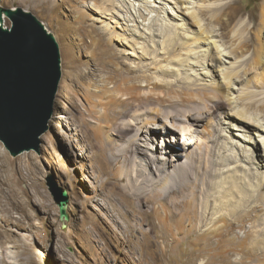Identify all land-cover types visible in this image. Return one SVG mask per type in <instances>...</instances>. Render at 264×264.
I'll return each instance as SVG.
<instances>
[{
	"label": "rangeland",
	"instance_id": "1",
	"mask_svg": "<svg viewBox=\"0 0 264 264\" xmlns=\"http://www.w3.org/2000/svg\"><path fill=\"white\" fill-rule=\"evenodd\" d=\"M59 1L39 6L37 5L39 0H0V7L22 8L40 19L55 35L62 59V80L55 100V110L49 121L48 131L40 137V150L38 152L35 150L26 151L14 157L0 141V264H264V188L262 192H259V189L247 190L246 198H242V194L238 192L237 194L241 196V198L239 196L240 202L235 201L232 196L228 202L227 199L225 200L227 188L218 185L216 181L211 183L205 181L211 178L209 173L204 171L208 146L213 145L215 160L221 161L224 151L221 150L220 153L219 148L223 142H228L233 143V145H228L229 147L225 151L227 154L233 153L229 160L230 167H236L239 164L244 166L243 172L247 173L248 188H251L250 185L258 187V184L264 186V179L261 176L264 173V167H258L257 163L250 162L251 157L254 156L253 158L259 162L264 155L262 139L255 135L253 130L246 127V123L242 121L234 123V119H227L225 114L230 105L223 103L219 106L218 113L206 115L202 122L194 115L195 117L191 118L192 131L185 135L186 137H183L184 131L181 129L180 131L173 129L172 132V127L175 125L176 127L179 124L187 125V120L183 115L179 116L176 121L167 122L165 127L153 128L157 138L155 137V142L149 144L154 147V150L151 147L149 154L158 155L157 157L170 161L169 168L164 171V178L169 176L174 166H179L180 162H184L187 158L178 159V153L194 152L196 149L194 146L200 145L207 139L205 144H201L205 151H203L204 156L202 154L198 162L202 168L200 172L197 171L200 178L198 191H196L197 189L195 191L186 190L183 193L185 196H182L181 192L175 190L177 195H170L161 202V205L160 202L152 204L151 201L149 203L146 200L139 203L136 197L127 190H123L126 189L125 186L129 188L124 176L122 179L119 178L118 173H123V169H120V164H112L109 153L99 147L100 144L97 141L100 138L94 136V127L99 126L96 120L95 106L100 104L103 98V101H107V106L110 104L108 103L110 99L107 98L112 99L116 94H121L124 91L122 96H117L119 101L129 95L135 100L138 99L136 103L138 105L131 106L130 113L124 119L130 120L132 114H136L138 107H141L138 102L142 100L140 96L146 92L145 95H148L145 101L142 100L140 103H142V108L150 111L152 109V112H149L146 117L150 120L149 126L154 127L152 125V123H156V121L153 122V119L155 120L154 112H157L155 109H158L161 104L159 100H165L170 94L173 96V91L182 89L186 91L190 88L191 85L186 74H193L195 84L197 87H201L205 82L202 72L209 70L215 73L214 68L209 67L208 64L205 67L189 65L191 59L183 61L185 54H182V60L172 62L173 58H177L184 52L186 43L189 44L197 40L196 37L204 32V30L200 31L198 21L187 16V13L185 17L183 16V20L172 18L173 14L177 13L181 16V13L174 6L173 1L169 0H163V2L160 0L159 2L157 0H134L135 3L137 2L136 8L132 7L134 4L129 0V6L133 4L131 6L133 13L126 12L125 6L128 7V5L122 6L123 3H118V7L114 10L115 15L110 12L105 15V11L102 13L104 6L98 13L99 15L96 14L97 9L92 12L88 5L92 6L94 0H89L87 4L83 0H79L77 3L70 0L65 4ZM150 1L153 2L152 5L157 6L156 9L147 8L146 5L150 4ZM194 1L197 2L191 4V7H194L195 10L196 7L199 8V4L209 6L207 13L200 16V19L203 22V28L215 33V40L218 42L217 46L213 45V53L217 54V50H222L229 54L227 59L231 62L237 56L241 68L249 71L242 81L236 83L233 90L235 95L240 92L238 88L255 80L256 85H251L250 88L261 92L260 97L264 100V64L260 57V41L264 39V29L259 22L263 0ZM166 3L168 6L164 10L162 7L164 8ZM73 7L84 10L87 22L79 25L80 27L75 21L78 14L73 12ZM169 7H173V11ZM150 10L155 12L151 13ZM101 13L105 18L100 15ZM228 15H233L229 28L223 25ZM145 16L147 20H145ZM134 17H137L139 23L133 21ZM217 17L219 18L217 19ZM244 19L249 22L248 27L238 36L233 35L237 25ZM107 23L112 25L107 26L108 35L98 29L97 32L91 33L92 28L101 27ZM7 24L10 22L8 21ZM166 24H179L180 27L171 30L166 27ZM136 25L140 27H136ZM150 27L154 28L155 34L148 36ZM125 28L131 30L126 33L123 31ZM170 30L171 32H169ZM227 32L229 33L226 35ZM240 37L243 38L240 39ZM126 38H129L128 43L132 39L136 45L134 46L133 42L124 44V41L122 45V40ZM95 40H99L98 48ZM201 45L204 46V43L199 42L198 46ZM86 46L91 48L85 50ZM95 47L101 55L105 50H113L112 52L115 53L116 59L113 64L109 65V71H102L100 66V68L97 67L98 64L93 59L95 58ZM204 48L205 46L200 49ZM136 50L137 52H135ZM128 53L133 55H128ZM166 64L173 67V70H170V76L168 73L163 75V72H160L162 70L159 67ZM185 66H189L191 71ZM218 79L220 81V78ZM167 81L170 83L166 84ZM198 91V95L202 94V91ZM222 91L226 92V89ZM185 99L186 101L192 100L190 97H185ZM120 103L113 106L117 108ZM170 103L167 110H170L171 107L185 110L187 107L180 105L176 100ZM113 106L112 108L115 109ZM189 106L197 108V104ZM132 107L133 109H131ZM240 108L239 105L238 109H243V107ZM174 109L171 111L174 112ZM189 109L192 107H188L186 110ZM90 112L92 117L89 116ZM245 112L252 116L258 115L257 117L264 122V105L262 109H246ZM109 113L112 115L110 111ZM120 113V115H124L123 111ZM157 123L159 127V124L166 123V121L161 119ZM109 124L110 127L107 126L106 129L103 127L105 134L115 127L114 123ZM203 128H212L213 132L205 133ZM132 133L136 132L132 131ZM208 135L212 136L207 138ZM249 138H253L252 143L245 142V139ZM187 139H190V148L183 145ZM211 140L215 141L214 144L209 142ZM255 142L257 144L259 142V146ZM158 143L170 153L168 154L166 151L163 153L160 149L158 151ZM172 143H179L181 146L175 148L176 155L172 153V148L168 150L169 146H173ZM242 146H246L251 151L244 155ZM238 153L237 158L235 155ZM252 153L253 155H251ZM244 159L246 160L244 161ZM155 169L156 165H153V170ZM212 169L216 171L219 167L215 164ZM194 172L196 171L193 170V167L187 171L191 174ZM191 179L193 178L191 177ZM123 185L125 186L123 187ZM54 186L68 192V221H60L59 205L50 191V187ZM207 187L212 188L209 190ZM253 194H258V196ZM176 196H180L179 198L184 201L185 197L186 201L191 200L194 207H173V210L172 207H169L168 201ZM164 209H171L184 216L186 220H184L183 228L186 231L194 230L195 227L197 229H195L197 232L193 233L195 235L192 234L188 239L184 233H181V238L176 242L171 236L168 237L165 242H168L170 248L166 253L162 248L164 238L161 233L163 229L158 222V218L162 217L163 213L166 215ZM177 210H181V212L178 213ZM155 211L156 213H154ZM145 212L147 214L142 216L141 214ZM235 214L241 215V220L239 217L235 218ZM176 216L169 223L177 225ZM152 226L156 227L155 232L151 231ZM215 229L221 234L220 236L214 235ZM208 230H212L210 233L213 235H209L211 239L202 242L204 247H206V243L209 244H207L206 251L199 256L202 251L199 250L198 257H192L198 234L209 232Z\"/></svg>",
	"mask_w": 264,
	"mask_h": 264
},
{
	"label": "bare ground",
	"instance_id": "2",
	"mask_svg": "<svg viewBox=\"0 0 264 264\" xmlns=\"http://www.w3.org/2000/svg\"><path fill=\"white\" fill-rule=\"evenodd\" d=\"M55 1L56 0H39L37 5H39V6L40 5H45V4L49 5L50 3L54 4ZM57 1H59V0H57ZM68 1H70V0H62L61 2L60 1L59 2L65 4ZM74 1H75L74 3H77L79 0H74ZM88 1L89 0H83V2H86V4L88 3ZM94 1H95L94 4L92 6L88 5V8H90L92 10V12L93 11L95 12V9H97L96 10V14H98L100 12V10L103 9V6H104V9L102 10V13L105 11L104 12L105 15H108L109 12L115 15V11L114 10L118 7V3H123V4H121L122 6L123 5L124 6L128 5V7L125 6L127 8L126 12H130V13L131 12L133 13L132 7L136 8V6H137V2L135 3L134 0H131V3L134 4V5L132 4L133 6L131 5L132 7L129 6V2H130L129 0H94ZM157 1L159 2V0H157ZM161 1L163 2V0H160V2ZM169 1H173L172 3L175 4L174 6L181 13V16H180V14L177 15V13L174 12L175 14H173L172 18L173 17H175L176 19H180L181 18V20H183L184 17H185V14L187 13L186 14L187 16H190L194 20L198 21V23L200 25V31L204 30V32L199 37H196V38H198L197 40L192 41L189 44L184 42V43H186L185 44L186 47H184V52H182L181 55H179L177 58H173L172 62H176L177 60L178 61L182 60V54L183 55L185 54L186 56L183 57V61H187L188 58L191 59V62H190L189 65L198 66V67L203 65L205 67L208 64L209 67L214 68V72L215 73H212V71H209V70H206V72H204V73L201 71L202 72V76H204L203 78H204V81H205L204 83H202L201 87H197V85L195 84L194 79H193V77H194L193 74L192 75H189L190 73L186 74L187 77H188L189 83L191 85L190 88L188 90H186V91H185V89L178 90V91H173L172 92L173 96H171V94H170L169 97H166L165 100H163V99L161 101L159 100V102H161V104H159V108L158 109H155V110H157V112H154L155 120L153 119V122L156 121L155 124L152 123V125H154V127L153 126L151 127V125L149 126V121L150 120L147 119V117H146L149 112H152V109L150 111L149 109L142 108L143 107L142 103H140L142 100L145 101V98L148 95V94L145 95L146 92H144L142 94L143 96H140V97H142L141 98L142 100H139L138 102H139V106H141V107H138L136 114H132V117H131L132 119L130 118V120H124V119L127 117V114L130 113V111H131L130 107L131 106L136 107L138 105V104H136L138 99L135 100L133 97H130V95H129L127 98H125L126 101H125V99H123L122 101L121 100L119 101L118 100L119 97L122 96V93H124L125 91L122 92L121 94L120 93H118V94L115 93L116 97L114 96V97H112V99L111 98H107V99H110V102H108V103H110V104H108L109 106L106 105L107 101H103L104 98L102 99V102L100 104L95 106L96 115H97L96 116V120L99 123V126L96 127V128L94 127V129H95L94 136L96 138H100L97 141L100 144L99 147H100L101 150H103V151L105 150V151H107L109 153L108 155H109V158H110V161L112 162V164H115V165L116 164L117 165L120 164V169H123V173L122 172L118 173L120 175V177L119 176L118 177L120 179H122V176H124V179L127 180L126 185L129 186V188H128L125 185H123V187L125 186V188H126V189H123V190L124 191L127 190L130 194H132V196L136 197V199L139 200V203L143 202L142 200H146L147 202L149 201V203L151 201L152 204L153 203L156 204V202H160V205H161L162 204L161 202L163 200L167 199L170 195L175 194V190H176V192H181L182 196H185L183 193L186 190H194L195 191L197 189L196 191H198V188H199L200 178L198 176L197 171L200 172L202 168H201V165L198 162H199V159H200L201 155L203 154V156H204V152L203 151H205V150H203L204 148L202 149L203 146L201 144H205L204 142L207 141V139H205L204 142L202 141L203 143L200 144L201 146L200 145H195L194 147L196 149H195L194 152H191V151L188 150L189 153H183V154H180L181 152L178 153L177 154L178 159L181 160V158H183V157H187V158L184 160V162H180L179 166H177V167L174 166V168L170 171L169 176H166L164 178V175H165L164 171H165L166 168H169L170 161H167V159L163 160L162 158L157 157L158 155L157 156H152V155L149 154L151 152L150 149L152 147L149 144L151 142H155L154 138L156 137V132L153 129L155 127H157L156 129H158V128L160 129L163 126L165 127V124H167V122L172 121V120L176 121V120H178L179 116L183 115L185 117V119L187 120V125L184 126L183 124H179L177 127L175 125L174 127H172V132H173V129L176 130V131H178V130L180 131V129H181V131L182 130L184 131L183 134H182L183 137H184L185 135L191 133V131H192L191 130V118L194 115H196V118L200 119V121L202 122V121H204V117L206 115H209V114L210 115H214L216 112L218 113L219 106L224 103V104L230 105L228 112L225 114L227 116V119H234L235 120L234 123L240 122V121L246 123V127H248L251 130H253L255 135L260 137L262 139V143L264 144V135H263V133H264V122L260 118L257 117L258 115L255 116L253 114L254 116H252L251 114L245 112L246 109H250V110L251 109H257L258 110V109H262L263 108L264 100L260 97L262 94H261V92H259V91L257 92L255 90H252V88H250L251 85H256V81L255 80L250 81L248 83V85H243L241 88H238L240 90L238 95H235V93L233 92L234 88L236 87V83L242 81L244 79V76H246V74L249 71L246 70V69L244 70V68H241V64L239 65L240 61L237 59V56H236V59L231 62V61H229L227 59L229 54L224 53V51H222V50L218 51L217 50V52H218L217 54L213 53V45L217 46V42H218V41L215 40V33L213 31L211 32V30H208L205 27L203 28L204 25H202L203 22L200 19V16L204 15L205 13H207V9H208L209 6H205L204 4H199V8L196 7V10H195L194 7H191V4L196 3L197 1H194V2H193V0H169ZM151 2L152 1L149 2L150 4L146 5V6H148L147 8L148 9L149 8H151V9L155 8L156 9L157 6H155V4L152 5L153 2L152 3ZM155 3H156V1H155ZM138 5H140V4H138ZM166 6H168L167 3L164 5V8L162 7V9L165 10ZM110 7H112V8H110ZM140 7H141V5H140ZM147 8H146V11H147ZM169 8L172 9V11H173V7H169ZM166 9H167V7H166ZM197 9H198V11H197ZM73 12H77V14H78V17L75 20V21H77L78 27H80L79 25L87 22V19H86V16L84 14V10L83 9L77 8V7H75V8L73 7ZM150 12L153 13L155 11L154 10H150ZM102 13L100 15H102L104 17V14H102ZM142 13L144 14V11ZM148 13H146V14H148ZM211 17L213 18V16H211ZM218 18L219 17H217V19ZM232 19H233V15H228L227 19L224 20L225 23L223 25L226 26L227 28H229ZM145 20H147V17L145 18ZM98 21L99 20H97V23H99ZM110 21H111V19H110ZM133 21L139 23V20L137 19V17H134ZM112 22H114V21H112ZM259 22H260V25L262 26V29H264V0L262 2V5H261V18H260ZM248 23L249 22L246 19L242 20V22L237 25V28L234 30L233 35H237L238 36V34H241L242 31H245V29L248 27ZM75 24H76V22H75ZM107 26L110 27L112 25H111V23H107L104 26H101V27L98 26V27L92 28L91 29V33L97 32V29H98V31H102L103 34L105 33L106 35H108ZM136 27H140V26L136 25ZM148 27H149V25H148ZM166 27H168V29L174 30V28H177V27L179 28L180 25L179 24L178 25L174 24V25H167ZM154 28H155V26H154ZM154 28H152V27L149 28L150 31L148 32L149 33L148 36L150 34H155ZM130 30L131 29H129V28H125L123 31L128 33ZM171 30L169 32H171ZM225 30L226 29L224 28V31ZM147 31H148V29L145 30L146 33H147ZM228 33L229 32H227L225 34L227 35ZM122 34H119V35H122ZM124 35H123V37H124ZM137 36H139V35H137ZM242 38L243 37H240V39H242ZM105 39H106V37H105ZM128 39L129 38L123 39L122 42L121 41L120 42L122 43V45H123V41H124V44L125 43L126 44H131V42H133V45L134 46L136 45L135 44L136 42L134 43V41L132 39L129 40V43H128ZM110 40H111V37H110ZM81 42H83V41H81ZM199 42L204 43V46H205L204 49H200V48H202L204 46H202V45L198 46ZM95 43H96V47L98 48L99 44H100L99 40H95ZM106 43H107V41H106ZM111 43H112V41H111ZM111 43H109V44H111ZM139 44H141V43H139ZM260 45H261L260 57H261L262 62L264 64V39L262 41H260ZM177 46H178V44H177ZM96 47L94 48L95 53L93 51V53L95 54V58H93V59H95V62H97V64H98L97 67L100 66L101 68L100 67L99 68L102 71H109V69H108L109 65L113 64L114 60L116 59L115 58V53L112 52L113 50L112 51L105 50L102 53L103 55H101V54H99L96 51ZM81 48H83V47H81ZM89 48H91V47L90 46H88V47L86 46L85 50H88ZM81 50H84V49H81ZM166 51H168V50H166ZM135 52H137V50ZM129 54L133 55L131 53H128V55ZM230 55H231V53H230ZM142 56H140V57H142ZM223 56H225L226 58H224ZM120 59H121V57H120ZM203 61H205V62H203ZM184 65H185V63H184ZM184 65H182V66H184ZM188 67L185 66L186 69ZM159 69L162 70L160 72H163V75L165 73L166 74L168 73V75H169L171 73V71L173 70V67L171 65H169V64H166L164 66L161 65L159 67ZM175 69H174V71H175ZM188 69H190V68H188ZM205 69H207V68H205ZM179 71H181V70H179ZM190 71H191V69H190ZM192 71H194V70H192ZM195 71H198V70L195 69ZM201 72H200V74H201ZM217 77L220 78V81H219V79ZM212 80H214V81H212ZM169 83H170V81L166 82V84H169ZM225 89H226V92H223L222 90H225ZM198 90L202 91L201 92L202 94L198 95L197 94V92L199 93ZM178 92H180V93H178ZM117 96H119V97L117 98ZM185 97H190L192 100L191 101H186ZM136 98H137V96H136ZM173 100L178 101L180 103V105L187 106L186 109L188 107H192V109H189V110H186V109L185 110H181V109L177 110V109H174V108L171 107V109H174V112L171 111L170 108H168L170 110H167V107L171 104L170 102L173 101ZM198 100H200V101H198ZM117 103H120V105L117 107L119 109H117L115 107ZM193 104H197V108H194L193 106H189V105H193ZM111 105L112 106L115 105V106H113V107H115V109L112 108ZM239 105L241 106V108L243 107L242 110L238 109ZM89 107L92 108L93 106H89ZM157 107H155V108H157ZM131 109H133V107ZM108 110L112 113V115L109 113ZM118 110L123 111L124 115H120L121 113ZM138 111H140V112H138ZM118 114H119V117H117ZM89 116L92 117L91 112H90ZM161 119L163 121H166V123H162L161 125L159 124V127H158V123L157 122H159V120L161 121ZM109 123H114L115 127L110 132L105 134L104 128L106 129L107 126L110 125ZM150 124H151V122H150ZM232 125H234V124H232ZM108 127H110V126H108ZM181 127H183V128H181ZM203 130H204L205 133H210L209 131L213 132L212 128L211 129L203 128ZM132 131H135L136 133H134V134L132 133L131 134ZM170 132H171V130H170ZM210 136H212V135H208V137L207 136L206 137L209 138ZM214 136H215V134H214ZM119 137H120V140H118ZM121 139H123L124 142H122L123 140H121ZM252 139L253 138H251V139L249 138L247 140L245 139V142L246 143L247 142L248 143L249 142L252 143V141H253ZM214 140H213V142H212V140L209 141V142L214 144V142L216 141V140L215 141ZM118 141H120V142H118ZM189 141H190V139L189 140L188 139L185 140L183 145H186L187 147H189ZM236 143L238 144V142H236ZM255 143L257 144V142H255ZM228 145H233V143H228V142L225 143V142H223L222 146H220L222 149L218 147L220 153H221V150L224 151V152L222 151L223 154H224V157L221 155L223 157V159L221 157V161L215 160V156L213 154L215 152L213 150L214 149L213 145L210 146V147L208 146V154L205 155V157L207 156V161H206V164H205V167H204V171L206 173H209V176L211 178H209V179H207L205 181H208L210 183L212 181H216V183L218 185L227 188V191H226L227 192L226 193L227 196H225V200L227 199L228 202H230L231 196L233 198H235V201H239L240 202L241 196H242V198H246V196H248L247 193H246L247 190L250 191L251 189H253V190L259 189V192H262L264 186L258 184V187L250 185L251 188H248V185H247L248 183H247V180H246L247 173L243 172L244 166L239 164L236 167H230L229 160L232 157L233 153L232 154H229V153L227 154L225 152V151H227V149L229 147ZM257 145L259 146V142H258ZM179 146H180L179 143L173 144L172 147L171 146L168 147V150H170L172 148V153H175L176 152L175 148H177ZM155 148H156V146H155ZM216 148H217V146H216ZM241 148L244 149V152H243L244 155L245 154L247 155V153L249 151H251V149L247 148L246 146H242ZM152 149L154 150V147H152ZM159 149L162 150L163 153L165 151L167 152V149L164 146H161V145L159 146V143H158V151H159ZM192 151H193V148H192ZM175 155H176V153H175ZM238 155H239V153L236 154L235 156L238 158ZM251 155H253V153ZM253 157H251L250 162L257 163L258 167H264V155H262V157L260 158L259 162L256 161ZM204 159L206 160V158H204ZM245 160L246 159H244V161ZM138 163H140V164H138ZM215 164L219 167V169L216 170V171H213L212 168L215 166ZM153 165H156V169L155 170H153ZM191 167H193V170L196 171V172H194L192 174L191 173H187L188 169L191 168ZM170 168H171V166H170ZM261 176L264 179V173ZM191 177L193 179H191ZM217 179H220V180L217 181ZM207 188H209V190H210V188H212V187H207ZM238 192L241 193L242 195L241 196L238 195L237 194ZM258 194H256V195L253 194V195L254 196H258ZM175 195H177V194H175ZM187 196H188V194H187ZM195 196H193V197H195ZM239 196H240V198H239ZM179 197L178 196L172 197L168 201L169 207H172V208L173 207H189V206L194 207V204L191 202V200L190 201H186V197H185V201H184V200H181V198H179ZM248 202H250V201H248ZM157 207H158V205H157ZM173 210H174V208H173ZM173 210L166 209L164 211V212H166V215L163 213V216L158 218L159 226L163 229V231L161 233L162 234V238H164V241L162 242L163 243L162 248H163V251L165 253L168 252V249L170 248L168 242L167 241L165 242V240L168 237L171 236L175 240L174 242H176L177 239L181 238L180 237L181 233H184L185 237H187V239H188V237H190L194 232H197L196 231L197 230L196 227H195L196 230L192 229V230H187L186 231L183 228V226H184L183 224L185 222L184 220H186V219H184V216H181V215L175 213ZM146 212L144 214H141V215L145 216L147 214ZM179 212H181V210H179L178 213ZM154 213H156V211ZM174 216L177 217V219H176L177 220V225H173V224L169 223L170 221H173ZM236 217H239V220H241V215L239 216V215L235 214V218ZM229 224H232V223H229ZM129 228H130V226H129ZM150 229H151V231L155 232L156 227L152 226ZM208 231L209 232H204V233L198 234V240L196 241V243H194L196 245H194V249L195 250H194V252H192V257H198L197 255L199 253V250H202V251H200L199 256L202 255V253L204 254V252L206 251V248H207V246L209 244L206 243V247H204V246H202V242H203V240L206 241V239H211V237L209 235H213L212 233H210L212 230H208ZM207 233H209V234L207 235ZM213 233H214V235L217 234L216 236H220L221 235V234L218 233V230H216V229L213 231ZM193 235H195V234H193ZM208 242L210 243V241H208ZM225 256H227V255H225Z\"/></svg>",
	"mask_w": 264,
	"mask_h": 264
},
{
	"label": "water",
	"instance_id": "3",
	"mask_svg": "<svg viewBox=\"0 0 264 264\" xmlns=\"http://www.w3.org/2000/svg\"><path fill=\"white\" fill-rule=\"evenodd\" d=\"M61 80L55 35L33 13L0 7V141L12 156L40 150ZM50 191L59 205L60 221H68V192L56 186Z\"/></svg>",
	"mask_w": 264,
	"mask_h": 264
}]
</instances>
